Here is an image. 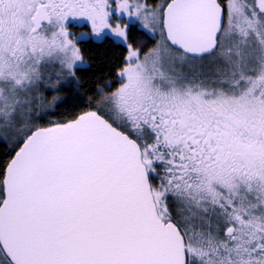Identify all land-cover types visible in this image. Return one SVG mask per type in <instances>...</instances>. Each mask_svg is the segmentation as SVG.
Segmentation results:
<instances>
[{
	"label": "snow or ice",
	"instance_id": "1",
	"mask_svg": "<svg viewBox=\"0 0 264 264\" xmlns=\"http://www.w3.org/2000/svg\"><path fill=\"white\" fill-rule=\"evenodd\" d=\"M0 264H264V0H0Z\"/></svg>",
	"mask_w": 264,
	"mask_h": 264
}]
</instances>
